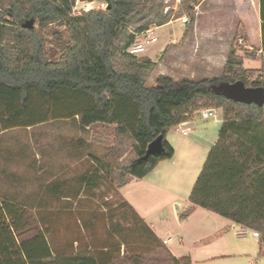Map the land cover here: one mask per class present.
Wrapping results in <instances>:
<instances>
[{
	"label": "trees",
	"instance_id": "16d2710c",
	"mask_svg": "<svg viewBox=\"0 0 264 264\" xmlns=\"http://www.w3.org/2000/svg\"><path fill=\"white\" fill-rule=\"evenodd\" d=\"M75 1L0 0V132L71 117L82 128L114 124L112 149L129 142L132 156L115 164L95 158L91 173L52 181L46 192L63 198L71 183L78 184L77 189L95 187L100 175L117 186L128 175L142 178L159 161L172 157L173 147L166 139L171 127L188 120L199 108H221L218 138L180 216L185 218L201 207L257 231L259 242L264 243V103L243 102L226 93L227 87L236 84L264 88L263 68L245 67L230 47L218 76L175 80L159 74L149 85L147 79L157 63L126 52L135 40L133 32L147 30L150 24H166L179 15L174 16L172 8L165 10L164 0H101L105 9L72 14ZM200 1L181 0L186 28ZM259 17L264 53V0H259ZM30 18L33 27H22ZM51 26L60 46L56 59L49 57L46 47ZM35 96L44 109H36ZM66 106L71 112H62ZM160 134L163 151L143 158L148 143ZM93 250L64 252L53 247L44 228L30 229L23 206L0 198V264H111L109 255ZM181 259L190 264L187 257L173 261L181 264Z\"/></svg>",
	"mask_w": 264,
	"mask_h": 264
},
{
	"label": "rangeland",
	"instance_id": "374dc122",
	"mask_svg": "<svg viewBox=\"0 0 264 264\" xmlns=\"http://www.w3.org/2000/svg\"><path fill=\"white\" fill-rule=\"evenodd\" d=\"M98 3L96 1L92 7ZM205 3L201 0L200 5L194 7V20L186 28V10L181 0H167L165 10L172 8L174 16H179L160 26L150 24L140 36L152 35L157 41L146 44L145 51L135 56L157 64L165 58L168 68L178 71L176 80L190 70L201 75L203 65L198 59L205 58L203 52L215 46L233 47L247 60L245 67L258 69L263 65L264 69V60L262 63L256 57L257 46L249 43L248 35L255 39L258 30L253 17L244 14L243 22L220 14L213 25ZM224 4L232 2L225 0ZM85 7L83 0H76L74 13L80 14ZM54 29V26L48 29L46 42L52 59L58 58L60 53V46L51 35ZM217 67L219 61L214 59L209 64L210 74L220 75L222 71ZM158 71L156 65L147 84L154 83ZM35 101L36 109H41L38 96ZM69 103L75 104L72 100ZM63 111L69 113L71 107L66 106ZM114 137V124L95 123L83 130L73 117L8 129L0 134V193L24 207L30 217V229L44 228L51 245L64 252L92 247L98 255H109L111 264H175L167 248L173 246L176 252L189 250L195 258L193 264H264V243L259 242L260 234L254 237L248 229L246 234L237 235L242 228L231 226L228 218L201 207L181 218L203 165L199 171L170 166V172L166 173L164 164H160L146 178L164 191L148 189L140 178L132 176L123 192L132 206L120 194V186L111 184L104 175H100L95 187L80 185L77 189L79 185L71 183L63 198L51 197L46 192L45 187L53 176L72 177L70 172L60 173L61 161L65 152L75 157L78 146L84 165L90 171L96 167L95 158L112 164L126 162L132 156L129 142L112 149ZM179 234L183 235L181 244ZM104 246L109 247L104 249ZM180 263L186 261L181 259Z\"/></svg>",
	"mask_w": 264,
	"mask_h": 264
},
{
	"label": "crops",
	"instance_id": "0c3cea01",
	"mask_svg": "<svg viewBox=\"0 0 264 264\" xmlns=\"http://www.w3.org/2000/svg\"><path fill=\"white\" fill-rule=\"evenodd\" d=\"M95 1H100V0H95ZM224 1L225 0H205V2H206L205 3V7H206L205 10H206L207 15L212 17L213 25L216 24L215 22H217V19H218L217 16H219L220 14H221V16L224 14L226 16H230L231 20L236 19V20L243 21V22H244V18H243L244 14H246L248 16L251 15L253 17L254 21H256V25H257L258 30L256 31L257 33H256L255 39H253L250 35H248L249 43L250 42H251L250 44L254 43L257 46V50L255 52L256 57L260 58V60L263 63L264 53L261 50V20L259 17V0H231L232 4L227 5V6H225ZM220 7H222L221 11H220ZM259 28H260V34H259ZM213 32L215 34H217L218 30L216 28H214ZM150 36H152V35H150ZM156 41H157V38H156ZM150 44H152V43H150ZM247 47L249 49L252 48L250 45H248ZM229 49H230L229 47L224 48L223 46H221V47L215 46V48H210V51H207V49H206V51L203 52V53H205L206 57L202 58V59H198L199 62H201L203 65L202 74L198 75L197 72H193L192 70H190V71L186 72V74H184V76H182L179 80H181V79L199 80L202 78H209V77L217 76L214 74H210L212 69L209 68V64L214 59H217L219 61V67H217V68L219 69V71H222L224 64H225V61H226V58H227V54L229 52ZM242 59H243V65H244L246 59L244 57H242ZM157 68L159 70L158 74L167 75V76L172 77L173 79H174L175 75L178 73L177 70H175L173 68H168L165 58L161 59L158 62ZM261 68H263V65L261 66ZM200 109H202V108L194 110L192 112V116L188 120L183 121V122L179 123L178 125L171 127L168 130V132L166 133V139L170 143V145L173 147L174 152H173V155L171 158L159 161L158 164L151 171H149L144 177L140 178V181H142L148 187V189L151 188L153 190L164 191L163 188H161L159 185L155 184L154 182H152L151 180L146 178L149 173L154 171L156 168H159L160 164H164L163 170L166 173L170 172V170H168V168L170 166L171 167L183 166V167H185V170H187V171L188 170L189 171H192V170L199 171L200 170V167H201V165H203L209 150L215 144V142L218 138L219 129H220L221 125L223 124V115H222L221 108H215V116H212L209 118H202L199 114V111H198ZM89 127H85V128L80 127V128L84 130V129L89 128ZM13 128H17V127H13ZM9 129H12V128H9ZM6 130H8V129H6ZM6 130L1 131L0 134L4 133ZM176 135H180V137L178 138V137H176ZM169 136H170V138H169ZM77 142H78L77 145H80V142L79 141H77ZM77 150L78 151L76 152L75 157H69L68 154L65 152V155H63V157H62L63 160L61 161V166H62L63 170H61L60 173L63 174L62 172H65V173L70 172V174H72V177H70V178L69 177L68 178H58L57 176H53L51 181H49V182H52V181L59 182V181H69L71 179H79L80 176L85 175V173L88 174V173H91L93 171V170L90 171V169H87L85 167L84 160H83L84 158L81 156L82 154L80 155V151H79L80 146H78ZM179 151H181V152H179ZM91 163H92V161H91ZM163 170H161V171H163ZM60 173H58V174H60ZM131 177L132 176L128 175L126 177L125 183L119 187L120 194L123 196L124 200L129 204V206H132V205L129 202L128 198L126 196H124L123 192H124L126 186L128 185ZM0 198H6V199L10 200L9 198H7L5 195H3L1 193H0ZM188 205H189V202H188ZM188 205H187V207H188ZM197 208H199V207H196L192 213H194L197 210ZM233 225H236V226H239L240 228H242L241 231L237 232V235L246 234V231L248 229L251 230L250 233L252 235L253 229H250L244 225H241V224H238L235 222H232L231 226H233ZM226 226H228V225H226ZM154 234H155V232H154ZM177 238H178V242L180 244L183 243V235L182 234L177 235ZM167 239L170 240L169 237ZM169 240H167L166 243H168ZM167 248H168L169 252L171 253L173 259L174 258L180 259L182 257H187L191 264H193V262L195 261V258L189 252V250H185L182 252H176L174 250L173 246H167Z\"/></svg>",
	"mask_w": 264,
	"mask_h": 264
},
{
	"label": "water",
	"instance_id": "95a60500",
	"mask_svg": "<svg viewBox=\"0 0 264 264\" xmlns=\"http://www.w3.org/2000/svg\"><path fill=\"white\" fill-rule=\"evenodd\" d=\"M34 25V19L30 18L22 23V27L30 29ZM226 93L229 97L240 100L243 102H256L259 105L264 103V88L262 86L258 87H245L240 84L234 86H229L226 88ZM164 146L162 143V135L156 136L152 141H150L146 147L145 154L143 158H147L149 155H156L163 151Z\"/></svg>",
	"mask_w": 264,
	"mask_h": 264
},
{
	"label": "built area",
	"instance_id": "2783aa9c",
	"mask_svg": "<svg viewBox=\"0 0 264 264\" xmlns=\"http://www.w3.org/2000/svg\"><path fill=\"white\" fill-rule=\"evenodd\" d=\"M167 0H165L166 2ZM85 4H86V7L84 8L85 11L87 10H91V9H105L106 8V3L103 2V1H98V5H96V7H92V4H94L96 1L93 0V1H84ZM178 2V0H177ZM72 14H75L74 13V9L72 10ZM186 20V18L184 19ZM148 30V29H147ZM147 30H144V31H147ZM144 31H137V32H133L134 35H135V40L133 43H131L127 49H126V52H128L129 54H132V55H138L140 53H143L146 49V44H150V43H153L156 41V38L154 36H140L144 33ZM199 111V114L202 118H209V117H212V116H215V108L213 107H208V108H202ZM252 235L257 237L259 236V233L257 231H252ZM167 241V240H166ZM262 251L264 252V248L262 249Z\"/></svg>",
	"mask_w": 264,
	"mask_h": 264
}]
</instances>
